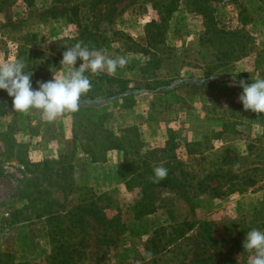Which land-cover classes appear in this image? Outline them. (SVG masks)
Wrapping results in <instances>:
<instances>
[{"label": "rangeland", "instance_id": "374dc122", "mask_svg": "<svg viewBox=\"0 0 264 264\" xmlns=\"http://www.w3.org/2000/svg\"><path fill=\"white\" fill-rule=\"evenodd\" d=\"M79 40L128 61L101 72L103 96L51 122L0 96V264H48L62 242L78 250L69 264H248L246 233L264 231V113L238 97L240 80L264 78V0H0V63L22 60L33 89L72 70L60 61ZM159 164L186 187L147 188ZM91 193L119 224L84 215L83 233L53 236Z\"/></svg>", "mask_w": 264, "mask_h": 264}, {"label": "clouds", "instance_id": "9594fccd", "mask_svg": "<svg viewBox=\"0 0 264 264\" xmlns=\"http://www.w3.org/2000/svg\"><path fill=\"white\" fill-rule=\"evenodd\" d=\"M107 50L89 48L83 41H77L72 47L66 48L62 54L61 65L71 66V71L60 78H53L47 82L37 81L38 87L33 89L31 71H25V63L20 59L0 63V90H4L12 97L13 109L28 113L31 109L40 110L48 121H54L59 115L79 110V100L87 94L92 83L85 72L93 74L107 72L114 74L118 68L127 65L124 56L115 58L106 54ZM81 60L79 68H75L77 60ZM235 77V76H234ZM235 86V85H233ZM242 93L238 99L245 111L264 113V78H257L248 83L239 81ZM168 176V169L159 164L153 167V176L150 180L159 183ZM243 248L251 255L248 264H264V231L253 228L246 233ZM152 259V253L146 254ZM140 264V262H138Z\"/></svg>", "mask_w": 264, "mask_h": 264}, {"label": "trees", "instance_id": "16d2710c", "mask_svg": "<svg viewBox=\"0 0 264 264\" xmlns=\"http://www.w3.org/2000/svg\"><path fill=\"white\" fill-rule=\"evenodd\" d=\"M57 8V7H56ZM56 8H53V11H56ZM63 12V11H62ZM54 16H56V12L53 13ZM141 73L145 74L146 73V68H141ZM85 75L89 77L91 83H92V88L91 90L85 94L82 95L80 98L83 99H93V98H97L100 96H103L106 93L107 90V86H108V80L110 78H107V76L103 75L102 73L100 74H89V72H85ZM243 75H239V78H242ZM244 78V77H243ZM246 82L251 83L253 81H249L247 80ZM125 87H119V91H124ZM7 94L6 91L4 90H0V96L1 95H5ZM53 163H57V161L54 160H45L43 165L44 168L46 170V173L49 175L54 174V176H57V173H54V171L51 170V166L53 165ZM134 174V172H133ZM132 174V175H133ZM209 176H214L212 173H207L204 176H201V178L199 179V181L196 182V186L198 189H203L202 188V184H204V181H207ZM147 188L149 187H174V188H182V187H186L184 182H181L179 180H177L176 177H173L170 173H168V176L166 179L162 180L159 183H153L152 181H150L147 186ZM86 200L82 199L80 203H78L74 208L70 209V210H66L65 217H67V226L66 228L63 230V228H57L56 230H51V234H53V236L59 235L61 236L60 232H65V233H74L75 235H79L80 232H84L83 231V227H82V221L85 219L84 215H89L94 219V222L99 224L101 227L103 228H107V229H114V227H116L119 223H117L116 219L113 217L108 218L105 213V208L106 206L103 207V205L100 204V201L98 199V197L96 195H94L93 193H91V198L88 199V203L85 204ZM57 205V204H55ZM75 209V210H73ZM84 210V211H82ZM47 212V214L45 213ZM43 214H46L48 216L49 219H53L56 218L58 216V210H54L51 209V207L47 206L44 208V210L42 211ZM42 214V215H43ZM79 224V225H78ZM77 231V232H76ZM173 234H176V232H174ZM178 236V235H177ZM176 239H178V237L174 236L172 237L170 234L167 235L166 237V242L167 243H173ZM51 240L54 241V237L51 238ZM56 240V239H55ZM77 252V247L76 246H71L69 244L66 243H61L58 246H53L51 248L50 254L48 255L47 259H49L48 264H69L70 261L72 260V253L73 252ZM107 253L104 252V254ZM100 261L102 262L103 260L100 259Z\"/></svg>", "mask_w": 264, "mask_h": 264}]
</instances>
